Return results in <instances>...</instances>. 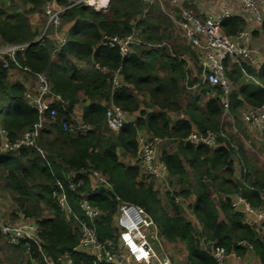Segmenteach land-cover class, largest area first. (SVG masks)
Returning a JSON list of instances; mask_svg holds the SVG:
<instances>
[{
    "label": "trees",
    "instance_id": "1",
    "mask_svg": "<svg viewBox=\"0 0 264 264\" xmlns=\"http://www.w3.org/2000/svg\"><path fill=\"white\" fill-rule=\"evenodd\" d=\"M46 1L50 0H24L32 5V12L42 9ZM76 1L80 0H72V3ZM192 1L187 0V3ZM61 2L68 3L66 0ZM144 10L142 0H113L107 12L96 11L83 2L74 5L62 16L64 22L73 25L68 32L67 42L57 50L54 58L51 52L53 45L47 36L33 44L38 32L31 28L25 12L7 13L0 8V40L5 44L28 43L29 46L18 53L20 65L30 68L33 74L46 73L52 91L66 102L65 109L59 110L58 119L70 118L79 103L80 91L91 99L83 110L84 120L92 126L87 133L72 135L63 131L59 124L51 122L49 129L41 130L40 143L45 141L50 145L47 160L30 147H23L18 153H2L0 144V167L8 173L17 194L21 197L35 196L40 205L53 212L50 218H36L41 227L38 238L48 261L36 245L30 247L29 254L39 264H64L62 259L67 254L71 256V264H96L91 256L75 251L79 233L53 196L55 191H61L60 182L75 214L83 217L79 209L82 195H88L91 204L102 211L95 221L101 241L110 239L117 245L119 232L114 226V217L118 211V196L122 201L144 208L162 239L169 243H183L190 264H217L201 246L200 235L207 241L223 246L227 252L236 251L240 257L252 250L260 263L264 264V236H260L259 230L247 222L246 213L233 207L232 201L233 196L240 195L251 206H261L259 189L264 188V171L250 161L244 143L232 136L231 141L221 139L215 148L194 146L182 141L194 128L201 131L221 128L224 90L221 86L199 85L200 93L196 91L184 104L186 62L181 58V51L169 52L163 46H147L164 41L169 34L167 28L159 30L156 21L151 19L150 11L140 19ZM245 27L246 21L240 16L224 22V31L229 36ZM134 28L139 31L140 39H137L140 43L126 57L121 56L117 47L107 46L103 42L108 36L128 35ZM77 62H88L90 66L80 68ZM12 67L15 66L12 64ZM246 68L260 84L252 81L241 83L239 68L227 71L231 88L239 83L238 88L232 89L229 94L230 110L234 114L238 110L264 104V65L258 71L252 67ZM118 69L122 83L113 89L112 76ZM196 70L200 73V69ZM8 73L9 70L0 61V95L9 101V106L0 113V125L15 140L36 125L39 116L26 101V88L19 82L10 83ZM193 81H197V78L190 83ZM136 91L148 94L149 100L137 96ZM210 92L216 95L202 103L203 94ZM110 101L127 112H138L140 116L135 122L125 123L118 132H113L107 123V106L104 105V102ZM175 113L181 117L173 122L170 114ZM140 130L178 143L176 152L163 151L161 158L168 167L169 176L178 177L180 182L187 175L186 165L191 168L196 184H189L176 192L175 196L187 200L194 194L190 208L203 227L201 233L184 215L174 197L170 198L172 213L164 207L153 184L142 181L139 166L121 161L119 148H123L128 155L136 154ZM231 142L236 144L237 150L231 146ZM236 160L242 161L240 171L237 170ZM86 168L96 169L108 176L113 190L109 193L102 187L92 190L88 173L81 172ZM71 171L75 173L73 182H81L76 191L70 189L66 179ZM213 192L219 195L217 204ZM20 208L26 217L39 218L35 209L29 211L22 204ZM240 241H247L252 249L238 245ZM15 247L27 252L25 245Z\"/></svg>",
    "mask_w": 264,
    "mask_h": 264
},
{
    "label": "built area",
    "instance_id": "2",
    "mask_svg": "<svg viewBox=\"0 0 264 264\" xmlns=\"http://www.w3.org/2000/svg\"><path fill=\"white\" fill-rule=\"evenodd\" d=\"M50 0L44 4V12L47 16L48 28L58 31L62 22L63 14L71 9L74 5L83 2L86 5L88 0H80L72 3V0ZM148 6L145 8L140 19L144 18L150 10L155 0H143ZM172 7L177 10L167 12L160 6L161 10L169 16L173 24L182 31L184 39L197 54L199 61L200 73L195 71L199 78L197 83H190V77L187 76L185 85L188 90L196 89L199 85L208 84L211 86H221L224 90L222 99V116L230 112L229 94L231 93L230 81L227 71L239 68L243 77L250 79L252 82L260 84L259 80L248 73L246 67H254L260 51L252 45L251 30L246 26L236 34L229 36L224 31V22L228 18L239 16V9L248 12L252 19L257 23L263 24L264 13L262 4L264 0H205L208 4H213L216 9L209 15L198 17L187 8V0H166ZM90 5V4H89ZM96 9L105 10L104 3L92 5ZM134 30V29H133ZM58 34V32H56ZM44 36V35H43ZM35 41H43L42 38ZM59 41V50L68 40V33L62 37H57ZM104 44L110 47H117L122 57L130 55L134 51V46L140 42L132 32L124 36H108L103 40ZM28 43H2L0 45V61L8 70L13 64L15 67L20 66L18 53L22 52ZM151 46H162L154 44ZM150 46V47H151ZM186 62L189 69L192 62L184 56H181ZM31 73L30 68L23 67ZM99 68V66H97ZM104 70V69H103ZM37 85L34 89L26 90L25 98L28 105L34 109L39 116V122L32 128L25 130L15 140L10 138V132L0 125V144L4 153H18L23 147L37 148V142L40 136V128L46 122L57 123L63 131L72 135L85 134L92 129L80 116L70 114V118H60L59 110L65 109L66 102L62 97L52 91L50 79L46 73H34ZM113 89H116L122 83L120 70H116L112 76ZM127 111L115 105L112 101L107 107V121L112 130L118 132L127 122ZM244 117L248 120L250 126L264 130V104L259 107L246 108L243 111ZM231 141L230 135L224 130L222 124L217 131L199 129L193 130L190 134L182 139L184 143L194 146L204 145L210 148L219 146L220 140ZM164 139L158 137H149L141 135L137 139V151L135 163L141 170L143 180L156 182L165 185L168 193L174 191L169 187V171L166 163L158 158L157 145ZM231 146L237 150L234 142ZM242 165V161L239 162ZM81 172H87L92 184V190L96 187H102L107 193L113 190L108 176L103 175L98 170L86 168ZM75 173L72 171L67 174V181L70 189L75 190L81 185V182L75 184L72 180ZM61 191H55L53 196L56 198L59 207L66 214L73 217V220L79 231V241L75 248L78 253L91 256L95 259L96 264L107 262L111 264H173L172 260L165 253L162 241L158 234V229L151 216L144 208L122 201L118 196V211L114 218V226L119 232L117 245L110 240L101 241L96 228V219L102 214V211L91 204L88 195H82L79 201V209L83 217L75 214L68 196L62 186L58 183ZM259 198L261 206L253 207L248 200L240 195L232 197L233 207L244 208L247 215V222L255 226L258 230L263 229L264 224V188L259 189ZM175 199H178L175 197ZM200 224L199 221H197ZM41 230L40 225L35 221L23 223H8L0 220V234L5 236L12 246H27V253L30 247L36 245L42 255L48 261L44 248L38 238ZM200 231V230H199ZM153 235L158 247L155 248L149 237ZM201 246L207 250L217 264H225L229 257L240 258L236 251L227 252V250L214 241H207L205 237L199 236ZM238 245H243L252 249V245L247 241H240ZM71 264V263H70Z\"/></svg>",
    "mask_w": 264,
    "mask_h": 264
},
{
    "label": "rangeland",
    "instance_id": "3",
    "mask_svg": "<svg viewBox=\"0 0 264 264\" xmlns=\"http://www.w3.org/2000/svg\"><path fill=\"white\" fill-rule=\"evenodd\" d=\"M113 0H108L107 8L104 10L105 12L108 11L112 4ZM201 1V0H199ZM142 3L145 5V8L148 6L143 0ZM85 4V3H84ZM187 8L190 9L194 14H196L198 17L199 14H197V5L195 4V0L189 3H186ZM86 5V4H85ZM89 5V4H87ZM91 6V5H89ZM160 6H163L165 11L171 13L174 12L177 14V10L172 7L166 0H155L153 5L150 7L151 12V19L156 21L157 27L160 31L162 29L167 28L169 38L165 39L164 41L157 43L162 44L163 47H166L169 52H172L174 50L181 51L182 56L186 57L190 61L194 63L197 69H199V61L197 59L196 51L186 43L183 33L180 29H178L172 22V20L167 16L165 12H163L160 8ZM0 7L1 9H4L7 13H13L15 11L25 12L27 14V17L29 18V23L31 25V28L38 32V36L36 39L41 38L43 35L47 36L52 42L53 47L51 48L52 56L55 58L57 53V48L59 47V41L57 40V37H62L64 34H66V23L62 20L61 24L58 27V31L54 29L46 30L47 26V16L44 12V6L42 9H37V11L32 12L34 9L32 5L26 4L24 0H0ZM93 8V6H91ZM94 9V8H93ZM95 10V9H94ZM58 32V34H56ZM136 38L140 37L139 31L134 28L132 31ZM0 41V45H1ZM148 47L151 46V43L147 44ZM16 70L19 74H27L30 75L32 79H36L35 75L28 72L26 69L20 66L12 67L10 69ZM37 80V79H36ZM241 83L245 84L247 83L245 79H240ZM239 84V83H238ZM194 92V91H193ZM214 93V92H210ZM193 93L191 91H185L183 94V102L184 104L187 103ZM213 95H216L215 93ZM209 95L203 94L202 96V103H204ZM242 110H238L237 114H234L229 112L228 115H223L221 117V124L228 133V135L232 136L236 141H242L244 143L245 150L247 152V155L250 159V161L255 165L257 168L264 171V133L257 128H254L249 125L248 120L244 117ZM171 118L173 120H177L179 118L178 115H172ZM50 122H46L42 125L40 130L42 129H49ZM115 132L114 130H112ZM54 135H52V138ZM50 145L46 143L45 141H42L40 143V136L37 142V148L34 150L41 155V157L44 160H47L48 155H50L49 152ZM177 150V143L171 139H164L163 142H160L157 145V155L158 158L161 159V154L163 151H167L169 153L176 152ZM187 175L182 180V182L179 181L178 177H172L169 176L168 183L171 190L174 191V193L179 192L182 188L188 187L189 184H196L194 174L189 166H187ZM150 183H153L152 181ZM31 184H29L30 188ZM165 188H163V192ZM160 197L164 201L166 198L164 197V193L161 191ZM213 197L216 201V204L218 203L219 195L218 193L213 192ZM24 205V207L31 211L36 210L39 214L38 217H26V214L24 210L20 208V205ZM53 216V212L51 209L40 205L35 196H28V197H21L17 194L15 191V187L11 185V182L8 178V173L5 172L0 167V220L3 222L8 223H23L27 221H37V219H46ZM187 216L189 214L187 213ZM37 218V219H36ZM67 220L72 224V227L79 233L78 228L73 220V217L69 214H66ZM115 225V224H114ZM199 233L201 231L198 230ZM259 235L264 236V224L263 229L259 230ZM203 238V235H200ZM161 239V238H160ZM149 240L152 241L155 248L158 247V243L156 242L153 235L149 237ZM162 241V240H161ZM163 247L165 250V253L169 256V258L172 260L173 264L177 263V259H182L183 256L186 254V248L183 244L179 243L178 245L174 246H166L165 243H163ZM46 260V259H45ZM64 264H70L71 263V256L69 254L65 255L62 259ZM0 264H39L38 261H36L34 258L31 257L29 253L26 252V250L16 248L9 244L7 238L0 234Z\"/></svg>",
    "mask_w": 264,
    "mask_h": 264
},
{
    "label": "crops",
    "instance_id": "4",
    "mask_svg": "<svg viewBox=\"0 0 264 264\" xmlns=\"http://www.w3.org/2000/svg\"><path fill=\"white\" fill-rule=\"evenodd\" d=\"M195 4L197 5V14H199L200 17L209 15L210 13H213L215 11V9H216V6H214L213 4H210V3L208 4L205 0H201V1L195 0ZM93 8L96 11L105 12L104 10L96 9L94 6H93ZM262 11L264 13V3L262 4ZM238 15L245 19L246 26L251 30L252 45L255 48H257L258 51H260V55L258 56V59L256 61V65L254 67H252L256 71H258L261 68V66L264 65V27H263V24L257 23L255 20L252 19L251 15L248 12L244 11V10L240 11V9H239ZM65 23H66V28H67L66 32L68 33L73 24L72 23H67V22H65ZM0 41H2V40H0ZM2 43L3 42H1V44ZM77 64H78V67H80V68H88L90 66V64L88 62H77ZM195 67L196 66L194 65L193 62H192V65H191V67L189 69L187 68V65L185 66V68L187 70L186 78H187V76H189L191 78L190 79L191 81H192V79L197 78V81H193V83H197L198 80H199V78L197 77V74L195 73V71H196ZM31 74H33V73H31ZM8 76H9L8 80H9L10 83L19 82L20 84H22L26 88V90L34 89L36 87V85H37L36 79H32L31 76L27 75V74H19L16 70H12V71L9 70ZM242 78L245 79L246 82H250L251 81L250 79H248L246 77L242 76ZM185 81L183 83H185ZM236 88H238V84H236L235 86L232 87L233 90L236 89ZM200 89H201L200 86H198V88L193 89V90H188L186 88L187 91H191V93H193V94L196 91H198V93H200ZM135 94L137 96H140L142 99H146L147 101L149 100V95L144 93V92H142V91L139 92V93L136 91ZM213 94L209 93L208 94L209 95L208 98L214 97L215 95H213ZM78 99H79V103L75 106L72 114L76 115V116H80L82 119H84L83 118V110H84V108L86 106H88L91 103V99L88 98L83 91H80L78 93ZM108 103L109 102H104V105L108 107ZM8 106H9V101L7 99H4L0 95V113H1V111L4 108H7ZM172 115H174V114H170V118H171ZM175 115H178L179 118L181 117L179 114L175 113ZM139 116H140V114L138 112H133V113L127 112V115H126L127 122L126 123L135 122V120ZM0 118H1V115H0ZM171 120L173 122L176 121V120H173L172 118H171ZM107 123H108V121H107ZM195 129L196 128H194V130ZM141 135L153 137L152 134H150L149 132L144 131V130H140V131H138L137 139ZM177 146H178V143H177ZM2 153H4V152L2 151ZM118 153H119V156H120V159H121L122 162H124L126 164H129V165H134V163H135L134 160H135V155L136 154L134 156L128 155L123 148H119ZM236 162H237L236 163L237 164V170L240 171L241 164L239 163L238 160H236ZM141 174L142 173H141V170H140V176L142 177ZM237 174H238V172H237ZM238 175H240V174H238ZM174 177H176V176H174ZM142 181L144 183H146L144 180H142ZM151 184H153L154 188L157 190L158 196H159L160 199H161V197H160V193L159 192L161 191L162 193H164V197L166 198V200H164V201L162 199L161 200H162V203H163V205H164V207L166 209L171 211V209H170V207H171L170 198L174 197V200L176 201V203L181 206L184 215H186V217H188V219H190L196 225V228L198 230H200V231L203 230L202 225L197 223V221H199V220L195 217V215L192 213L191 208H190V205L193 204V202H194V194H192L191 197H189V198H187V200H185V199H182L179 196H175V193H173V194L168 193V191L165 188V185H163V184L156 183V182H153ZM163 188H165L164 192H163ZM175 197H177L178 199H175ZM240 210L245 213L243 207H241ZM187 213L189 214V216H187ZM161 240L163 241V243H165L166 246H174L176 244L178 245L179 243H181V242L169 243L168 241H166L165 239H162V238H161ZM181 244H183V243H181ZM133 264H138V263H133ZM176 264H190L188 262V260H187V251H186V254L183 256L182 259H180V258L177 259V263ZM225 264H261V263H260V260L257 258V256L254 254V252L252 250H248L243 257H240V258L229 257Z\"/></svg>",
    "mask_w": 264,
    "mask_h": 264
},
{
    "label": "bare ground",
    "instance_id": "5",
    "mask_svg": "<svg viewBox=\"0 0 264 264\" xmlns=\"http://www.w3.org/2000/svg\"><path fill=\"white\" fill-rule=\"evenodd\" d=\"M98 3V0H88V4L90 5H96ZM100 3H104L105 7L108 3V0H100Z\"/></svg>",
    "mask_w": 264,
    "mask_h": 264
},
{
    "label": "water",
    "instance_id": "6",
    "mask_svg": "<svg viewBox=\"0 0 264 264\" xmlns=\"http://www.w3.org/2000/svg\"><path fill=\"white\" fill-rule=\"evenodd\" d=\"M109 2H110V0H109ZM37 42H38V41H34L33 44H36Z\"/></svg>",
    "mask_w": 264,
    "mask_h": 264
}]
</instances>
